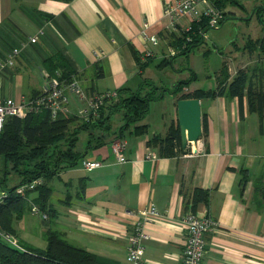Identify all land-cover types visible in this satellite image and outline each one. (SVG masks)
Listing matches in <instances>:
<instances>
[{
	"label": "crops",
	"instance_id": "crops-1",
	"mask_svg": "<svg viewBox=\"0 0 264 264\" xmlns=\"http://www.w3.org/2000/svg\"><path fill=\"white\" fill-rule=\"evenodd\" d=\"M176 1L0 0V88L7 87L5 97L15 100L40 92L44 73H51L46 62L50 56L62 59L88 95L137 88L146 78L158 84L160 67H152V58L166 56L170 47L160 38L157 45H150L142 32L145 24L146 31L158 37L166 29L172 30L164 8ZM238 1L243 7L224 6L228 16H239L249 7L255 13L261 8L262 0ZM260 32L261 36L262 27ZM14 48L18 52L9 64L7 58ZM146 48L151 57L141 69L138 61L147 60L143 56ZM234 48L235 67L223 61L229 79L240 67L260 65L264 89V59L257 51ZM195 88L202 87L185 86L187 91ZM157 101L164 104L159 121H154L149 111L151 105L153 109L159 105ZM176 101L168 92L150 102L141 121L148 124L147 129L134 133L130 128L120 136L126 142L124 162H117L110 149L109 141L117 134L112 133L106 143L86 148L87 132L83 131L85 141L78 143V149L84 154L78 164L42 179L50 186L44 200L35 202L38 190L31 191L26 197L29 208L14 219V232L8 233L32 247L45 248V231L56 229L72 245L94 253L95 264H129L128 230L138 210L153 207L157 214L144 225L147 236L142 242V264H180L185 241L181 218L192 211L217 222L206 233L203 264H264V195L255 187L256 179L264 182V121L248 109L245 95L241 101L227 95L201 98L204 152L161 155L157 145L147 142L156 134L164 136L170 124L177 125ZM81 105L77 94L69 93V113L80 119ZM115 116L111 121L114 130L120 124ZM82 159L103 164L88 170ZM196 190L207 191L206 202H194ZM33 206L40 211L32 212ZM26 211L40 214L42 220L34 240H25L22 232L23 224L35 227Z\"/></svg>",
	"mask_w": 264,
	"mask_h": 264
},
{
	"label": "trees",
	"instance_id": "trees-1",
	"mask_svg": "<svg viewBox=\"0 0 264 264\" xmlns=\"http://www.w3.org/2000/svg\"><path fill=\"white\" fill-rule=\"evenodd\" d=\"M227 4L243 7L238 0H221L219 2V6L222 8ZM256 13L262 21L261 8H257ZM204 29H206L205 20L199 23L193 22L189 30L166 29L161 32L159 38L164 45L177 51L175 52L177 54L173 52L164 56L163 61L171 62L179 54H189L194 46L202 42L204 36L201 35V30ZM243 48L250 53L257 51L259 57L264 59V23H262V35L256 40L248 39ZM150 57H146L145 61H138L141 69L148 64ZM46 62H48L47 68L51 72L58 70L62 78L70 79L74 74L58 56H50ZM193 77L194 74H192ZM262 77L263 68L260 65H255L238 68L229 79L227 66L223 62L218 71L216 86L212 89L195 88L191 91L180 92L183 86L189 85L190 80H180L174 87L166 88L150 79H142L137 88L118 89L117 98L106 102L100 109L99 116L93 120H82L65 111H59L53 117L48 110L30 113L24 117L7 116L0 130V154L6 163L12 164L11 167L17 174L18 182L11 186L8 185L7 170L0 179V189L8 192L0 202L2 229L13 233L14 219L20 218L26 208H29L26 198L29 193L38 190L39 196L34 197V201L42 203L41 200H44L46 196L44 193L50 188L42 182L33 190L18 195L13 192L16 185L33 178L48 180L64 168L74 166L79 162L84 154L77 146L81 131L87 132L86 148L106 143L112 133L120 137L130 128L131 132L142 133L148 127V124L141 123V121L148 112L150 102L161 99L166 92L175 95L176 100L227 95L236 96L241 101L245 95L248 109L256 111L263 122ZM115 115H119L120 120L116 130L112 127L111 122ZM147 143L157 145L161 155L179 154L184 151L181 147L178 126H174L173 123L170 124L164 136L156 134ZM242 180H246V177L243 176ZM255 187L261 192V195H264V182L261 178L256 179ZM207 199V191L196 190L194 192V202H206ZM44 237L47 241L45 248H36L20 242L22 250L0 240V264H95L94 253L72 245L58 230L48 228Z\"/></svg>",
	"mask_w": 264,
	"mask_h": 264
},
{
	"label": "built area",
	"instance_id": "built-area-1",
	"mask_svg": "<svg viewBox=\"0 0 264 264\" xmlns=\"http://www.w3.org/2000/svg\"><path fill=\"white\" fill-rule=\"evenodd\" d=\"M221 0H177L174 5H167L164 8V15L169 21L172 29L189 30L193 22L199 23L205 20L206 29L213 27L218 28L225 20L224 9L219 6ZM184 19L187 22L184 23ZM147 24L144 25L142 37L145 42L150 45H157L159 37L156 34H150L146 31ZM201 30L204 36L205 30ZM35 38H31L34 41ZM169 48L168 51L173 53ZM18 49L14 48L8 55L7 63H13L14 56ZM151 55L149 48L143 50V56ZM44 86L42 90L36 94L22 97L15 100L11 97L0 98V130L4 120L9 115L24 117L30 113H38L42 110H48L54 117L59 111L69 112V93L77 94L82 105L78 110V115L83 120H93L99 116L100 109L108 101L117 98V90H107L101 92H93L87 94L78 80L72 76L70 79L62 78L61 73L56 70L54 72L44 73ZM110 149L117 162L126 160L124 150L126 142L121 137H116L110 141ZM204 143L201 135L196 141H188L185 148L186 155L204 152ZM150 157L154 155L149 154ZM81 164L85 169H93L103 164L101 160H81ZM42 184L41 178H33L29 181L19 183L14 188V193L21 195L26 191L33 190ZM8 192L0 190V202L3 201ZM32 212H38L37 206L31 208ZM137 219L134 221L127 233V254L126 259L129 264H142L143 239L147 236L144 231V225L157 214V210L153 207L143 208L137 211ZM46 218V213H41ZM184 226L185 241L182 249L180 264H203L204 254L206 252V233L217 226V222L209 215H200L192 211L186 212L181 218ZM0 240L12 245L20 250L23 247L17 238L4 231L0 226Z\"/></svg>",
	"mask_w": 264,
	"mask_h": 264
},
{
	"label": "rangeland",
	"instance_id": "rangeland-1",
	"mask_svg": "<svg viewBox=\"0 0 264 264\" xmlns=\"http://www.w3.org/2000/svg\"><path fill=\"white\" fill-rule=\"evenodd\" d=\"M260 6L263 19L262 21L260 20L258 14L253 12V7L247 8V12H240L238 14L239 16H228V12L223 8L225 20L218 28H207L204 32L202 42L194 46L188 55L179 54L174 57L171 62H162L164 57L162 54H160L161 56L152 58V67H160L159 69L161 70H157L158 84L163 85L166 88H172L180 80H190L189 84L195 85L196 87H214L216 75L222 66V62L224 60L229 61L232 68L236 65L232 54V52L236 50L234 46H240V50H244L243 46L248 39L256 40L259 38L262 23H264V0L260 2ZM171 50L174 54H177L175 53L177 52L176 49L174 50L172 48ZM169 53L165 55L168 56ZM192 74H194L193 78ZM6 88H0V97H5V95L8 94V90ZM186 91L185 86H183V89L180 92ZM157 102L159 105H156L154 109L153 105H151L152 107L149 111L151 114L150 116L154 121L158 119L161 114L160 109L164 104L160 101ZM114 118V121L118 122L117 120L119 119V115H116ZM84 135L85 133L83 131L79 134L78 143H84ZM11 165L12 164L10 162L6 163L2 154H0V179L7 170L8 174L6 177L9 186L18 182L17 174L12 169ZM54 183L57 184L56 181H54ZM25 216L34 220L36 228L20 224L24 238L27 241L28 239L34 240L38 236V227L42 225V220L39 219L40 214L30 215L28 211H26ZM18 230H20V228H18ZM41 239L42 236L40 237V240ZM17 240L19 243L21 242L19 238H17ZM25 243L30 245L27 242Z\"/></svg>",
	"mask_w": 264,
	"mask_h": 264
},
{
	"label": "water",
	"instance_id": "water-1",
	"mask_svg": "<svg viewBox=\"0 0 264 264\" xmlns=\"http://www.w3.org/2000/svg\"><path fill=\"white\" fill-rule=\"evenodd\" d=\"M177 125L181 147L188 141H196L201 135V107L198 98H180L176 101Z\"/></svg>",
	"mask_w": 264,
	"mask_h": 264
}]
</instances>
